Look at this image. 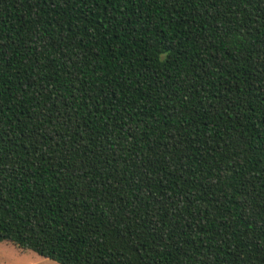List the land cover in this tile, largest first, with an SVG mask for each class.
<instances>
[{
	"label": "trees",
	"instance_id": "1",
	"mask_svg": "<svg viewBox=\"0 0 264 264\" xmlns=\"http://www.w3.org/2000/svg\"><path fill=\"white\" fill-rule=\"evenodd\" d=\"M1 241L264 264V0H0Z\"/></svg>",
	"mask_w": 264,
	"mask_h": 264
},
{
	"label": "rangeland",
	"instance_id": "2",
	"mask_svg": "<svg viewBox=\"0 0 264 264\" xmlns=\"http://www.w3.org/2000/svg\"><path fill=\"white\" fill-rule=\"evenodd\" d=\"M59 264L51 259L43 258L31 250H22L9 242H0V264Z\"/></svg>",
	"mask_w": 264,
	"mask_h": 264
},
{
	"label": "clouds",
	"instance_id": "3",
	"mask_svg": "<svg viewBox=\"0 0 264 264\" xmlns=\"http://www.w3.org/2000/svg\"><path fill=\"white\" fill-rule=\"evenodd\" d=\"M35 264H41V262L37 261V262H35Z\"/></svg>",
	"mask_w": 264,
	"mask_h": 264
}]
</instances>
